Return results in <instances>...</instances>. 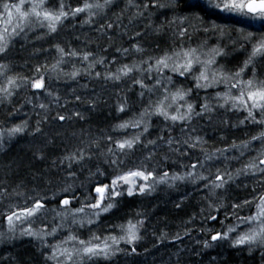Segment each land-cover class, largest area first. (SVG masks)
Wrapping results in <instances>:
<instances>
[{"label": "trees", "instance_id": "1", "mask_svg": "<svg viewBox=\"0 0 264 264\" xmlns=\"http://www.w3.org/2000/svg\"><path fill=\"white\" fill-rule=\"evenodd\" d=\"M10 2L18 3L19 0H10ZM59 2L60 0H48L47 6L58 8ZM63 2L66 10L70 11L72 8L83 6L86 0H63ZM87 2L91 3L94 0H87ZM136 2L142 4L144 0H136ZM160 2L165 3L167 0H160ZM195 2L196 0H185L188 4ZM115 4V7L95 16L91 23H84L88 18L85 12L75 17L69 15L58 26L57 32L52 34H47L46 27H37L34 31L28 32L27 39L22 35L13 42L5 55H0V63L9 64L7 75L19 74L27 77L39 75L35 72L37 66L47 65L50 68L56 63L60 58L56 45L63 47L66 52L74 49L79 53L78 57L66 56L64 58L65 62L60 65V68L65 73L71 72L73 66L80 69L87 68L88 62L80 58L85 52H92V59L106 57L104 65H95L91 76L82 71L75 80L63 76L57 79L55 74L41 68V73L46 77V88L52 91L54 96L61 97L59 105L53 102V98L47 96L44 90H35L30 84L16 90L8 99H2L0 95V100H2L0 102V131L5 132L3 148L0 150V192L4 193L2 196L5 199L0 205V213L9 210L10 204L6 200L10 199L12 205L23 206L21 202L23 198L46 197V209L32 222L35 230L44 229L50 232L60 223V218L53 219L55 212L52 209L59 207L61 199L69 198L72 201L71 208H79L90 192L95 197L94 188L98 183L110 184L115 175L129 168H135L141 163L148 170L155 169L159 176L164 171L169 172L170 175L172 173L183 175L191 170V164L204 161L205 167L202 169L198 166L195 172L197 175L205 176L211 173L210 180H214L218 168L221 171L227 170L235 174L236 170L242 168L249 160L258 157L261 151L259 141H252L253 150H245L244 156H240L238 150L231 148L234 141L239 145L242 141L250 140L252 135L264 130V126L253 125L250 122L241 124L240 121L245 120L246 112L231 110L230 106L225 108L218 106L223 101H218L216 94L227 91L223 83L208 89H197L196 81L193 79V75L200 70L197 66L193 75L186 77H180L167 71L165 74L173 76L174 85L171 86V90L174 91L180 86L192 89L187 100L195 105L196 111H200L201 105L205 102L212 105L214 111L204 117L194 118L190 124L177 122L173 125L171 121H165L163 117L152 116L149 132L141 137L142 143L137 144L127 155L119 156L124 163L117 167L106 162L105 156L101 153L106 152L109 146L107 137H112L111 146L115 147L116 140L131 139L143 132V126L125 129L117 126L122 122L137 119L139 113L148 105L149 100L155 102L164 93L162 88H156L149 93L142 90L138 84H134L133 80L141 75L139 72H134L120 82L106 81L103 78L96 79L95 72H100L102 76L108 71L115 73L122 64L139 63L148 56L161 55L165 50L172 49L175 39L170 30L157 34L152 28L146 27L149 19L157 25L165 19V16L170 19L171 12L166 9H154L152 11L155 14L151 17L146 12L145 18H137L129 24V17L136 11L132 8L123 14L120 28L108 30V34L113 37L109 40L108 36L101 35L98 29L102 24L117 22V16L126 7V0H115ZM201 4L202 7L199 9L194 8L177 13L190 16L184 27L192 34V39L189 41L185 38L183 42L185 47H196L204 40H207L209 47L219 44L226 50L227 55L217 57L216 67L222 65L226 70L235 71L243 64L251 50V45L241 40L236 30L243 28L245 31L264 32V22L222 13L208 7L206 0H201ZM192 13H198L203 17L204 22L201 23L191 18ZM213 23L226 26L223 36L218 30L212 28ZM124 25H127V28H124ZM192 25H196V28L194 29ZM205 27L209 29L207 33L203 31ZM137 31L142 32L143 35L131 39ZM124 32L127 34L123 35ZM233 41L237 43L233 45ZM134 43H140L145 51L136 53L132 50ZM179 44L180 41L176 40L175 46L178 47ZM241 44L245 46L241 48ZM118 48H129L130 51L127 54H121L117 51ZM142 67L147 68L148 66L142 65ZM260 71L264 75V67H261ZM248 75H251V72ZM152 76L155 77L156 73L153 72ZM143 79L149 87L155 84V79H148L147 74ZM5 83L6 78L0 76V86ZM141 91H145L143 98L140 96ZM77 95L81 97L80 101H76ZM29 99L32 103L26 102ZM90 101L95 102L94 107L89 103ZM40 103H50L51 110L47 113V120L41 125L43 131L35 133L36 121L45 116L38 106ZM183 103V101H178L170 111L174 114L176 107ZM121 104L125 105L123 112L118 111ZM74 111L81 112L85 119L79 120L73 117L71 121L62 125L54 119L58 112L71 115ZM38 113L40 115H37ZM24 121H27L25 131L9 140L6 130ZM181 128L187 129V133H182ZM81 130H83V135H81ZM73 132L76 133L75 136L72 135ZM187 134L202 137L206 143L197 145L195 148L182 147V151L188 153L186 156L171 152L163 142L159 141L155 148L151 145L144 147L149 140H156L160 135H164L165 138L171 135L177 139H184ZM91 139L100 141V149L93 147L89 150L92 157L90 160L86 159L80 164L74 163L71 169L68 168L67 162L63 165L59 163V158L74 150L77 145L86 146L80 143L81 140ZM201 147L208 153H215L214 159L206 161ZM217 149H229V151L221 155L217 153ZM153 152L155 153L153 158L146 160L145 157ZM113 158L116 157L108 159ZM53 161H56L55 165ZM97 168L104 175H99ZM260 179L264 177L240 176L227 184L225 188L217 189L215 195L205 187L206 181L197 180L193 183L191 178L155 184L154 190L144 194L137 192L131 197L123 190L124 195L117 198V207L110 213L104 214L93 225L80 228L79 225H72L69 217L64 227L57 230L55 236H47L44 241L30 236L20 237L18 230L17 239L0 242V264H53L51 261H46L45 257L50 254L51 249L43 247V244H56L63 240L69 231L85 240L92 233L101 237L109 234L120 235L116 226L128 220L144 221L139 232L141 238L135 245L121 242L119 248L122 251L117 255L109 260L103 258L93 260L89 264H157L170 258L175 261L179 260L178 264H264V249L253 246L250 253L248 246H232V241L239 232L247 229L246 226L238 224L237 216L233 215L232 204H242L245 199H251L253 195L264 192V187L258 183ZM17 185L20 187L17 188ZM254 187L257 189L256 193L252 191ZM65 188H69V191H62ZM14 189L24 195H15ZM27 203L30 206L32 201L28 200ZM209 204L213 207L210 208ZM252 208L245 207L240 213L241 217L250 215ZM209 214L218 218L210 220L208 219ZM237 225H239L237 231L230 234L231 239L211 241V235L216 232H227L228 227ZM23 227H28V224ZM6 230L7 222L0 215V232H6ZM177 235L180 239H176ZM205 240L212 244V247L205 249L203 246ZM132 247L136 248L135 253L132 252Z\"/></svg>", "mask_w": 264, "mask_h": 264}, {"label": "snow or ice", "instance_id": "2", "mask_svg": "<svg viewBox=\"0 0 264 264\" xmlns=\"http://www.w3.org/2000/svg\"><path fill=\"white\" fill-rule=\"evenodd\" d=\"M208 7L219 10L222 13L236 15L245 19L264 21V0H206ZM48 0H19L18 3H12L10 0H3L0 2V55H5L8 52L9 47L13 42L21 37L28 38V32L34 31L37 27H46L47 34L57 32L58 26L66 20L69 15L72 17L77 16L80 13L87 12L88 18L84 23H91L92 19L104 12L105 10L115 7V0H94V2H86L83 6L72 8L70 11L66 10V6L63 0H60L58 8H50L47 6ZM183 5V7H181ZM202 7L201 0H196L195 3H185V0H167L165 3H161L160 0H144L142 4L137 3L136 0H126V7L121 10V14L117 16V22H108L107 24L100 25L98 31L101 35L108 36L109 40L113 37L108 34V30L114 28H120L122 26L123 14L129 9L135 8V13L129 17V24H132L137 18H145V13L149 14V17L155 13L154 9H166L172 13V17L169 19L165 16V19L160 24H154L149 19V23L146 27L152 28L157 34L170 30L173 33L175 39L173 40V47L171 50H165L161 55L148 56L147 59L132 64H122L115 73L110 71L102 74L95 72V78H103L106 81L120 82L125 77H130L134 72H139L141 75L133 80L134 84H138L142 90H146L151 93L156 88L163 89V96L153 102L149 100V103L139 113V117L135 120L125 121L119 124L117 127L125 129L128 127L140 128L143 126V132L133 136L131 139L116 140L114 142L115 147H112L113 139L111 136L107 137L109 146L106 152L101 154L105 156L107 163L111 165L123 164L124 161L119 159V156L127 155V153L135 148L139 143H142L141 137L144 133L149 132L150 120L152 116L163 117L165 121H171L173 125L177 122L191 123L194 118L204 117L205 115L214 111L213 106L205 102L200 107V111H196L195 105L189 103L187 97L191 95L192 89H185L184 87H176L175 90H171V86L174 85L173 76L166 75L165 72H171L174 75L180 77H186L193 75L197 66H199V72L193 75V79L196 81L195 87L197 89H208L215 87L221 83L225 85L227 91L223 93H217L216 99L223 101L218 106L225 108L230 106L231 110L244 111L247 113L245 120H241V124L250 122L253 125L264 126V75L261 74L260 68L264 67V32L256 33L253 31H245L243 28H239L236 31L240 34L241 40L246 44L251 45V50L248 52L243 64L239 66L235 71L226 70L224 66L216 67L218 61L217 57L227 55V52L219 44L209 47L207 40L202 41L196 47H185L184 40L187 38L189 41L192 39V34L188 29L184 27V24L190 19L189 15H178V12H184L189 9H199ZM27 9V10H26ZM191 18L203 23V17L198 13H192ZM179 21V23H177ZM127 28V25L123 26ZM195 29L196 25H192ZM226 26L213 23L212 28L218 30L220 35H224V29ZM198 30V29H197ZM203 31L207 33L208 28H204ZM126 35L127 32L122 33ZM142 32H135V36L131 39L141 37ZM176 40L180 41L178 47L175 46ZM237 42L233 41V45ZM245 45L241 44V48ZM56 50L59 53V59L51 67L47 65L37 66L35 72L38 76L27 77L17 75H7L9 71L8 63H0V76L6 78V83L0 86V95L2 99H8L13 96L14 92L21 87H26L29 84L35 90H44L46 95L53 98V102L59 105L61 97L59 95H53V92L48 90L45 86V75L41 73L43 67L46 71L55 74L57 79L62 76L71 80H75L81 75L82 71L91 76L92 71L96 64L104 65L106 57H100L99 59H92V52H85L82 57V61L88 62L86 69H80L73 66V70L69 73H65L60 68V65L65 62L66 56L78 57L79 53L70 49L67 52L60 45H56ZM132 50L136 53H143L145 48L140 43H134ZM118 52L121 54L129 53V48H118ZM115 62V61H113ZM142 65H147V68H143ZM155 72L156 76L153 77L152 73ZM251 72V75L248 73ZM147 74L148 79H155V84L149 87L144 82V75ZM247 76V78H245ZM50 78V77H49ZM235 90V92L233 91ZM145 91L140 92V96L143 98ZM81 97L76 96V101H80ZM169 101H171L169 103ZM178 101H183V104H179L176 107L173 114L170 109L173 105H176ZM2 102V100H0ZM27 103H32L29 99ZM67 103V102H66ZM95 106L94 101H90ZM39 108L45 113L42 119L36 121L35 133H41L43 131L41 125L47 120V113L51 110V104L40 103ZM181 109H184L181 111ZM118 111H125V105L121 104ZM37 115H40L39 113ZM73 117L84 120L85 116L79 112L74 111L71 115H63L59 112L54 117L61 125L65 122L71 121ZM27 127V121H24L20 125L13 126L6 130L9 140L14 138L17 134H21ZM194 131V129H193ZM182 133H187V129L181 128ZM81 130V135H83ZM59 135V133H57ZM76 135L75 132L72 133ZM5 138V132L0 131V150L3 148V142ZM159 142H163L167 148L179 155H188L187 152L182 151V147L195 148L197 145H203L206 141L202 137H193L190 134L186 135L184 139H177L171 135L165 138L164 135H160L156 140H149L145 148L149 145L155 148ZM252 141H259L261 143V151L258 157H254L249 160L242 168L236 170L235 174L231 171L216 170L215 179L210 180V175L205 176L203 174L197 175L195 170L199 166L205 167L204 161H198L191 164V170L185 174L180 175L164 171L159 176L155 169L148 170L143 163L135 168H129L126 171H121L115 175L110 184L98 183L95 188V197L91 195V192L85 197V200L81 202L79 208H71V199L64 198L59 201V207L52 209L55 212L54 220L60 218V223L51 229L46 231L44 229L35 230L32 227L34 218L40 215L46 209L47 198L41 196H29L28 200L32 201L31 205L25 204L8 206L9 210L4 213H0L7 222L6 232H0V242L5 240L17 239V232L19 230V236H30L34 239L44 241L47 236H55L58 229H62L65 223L71 218L72 225H79L80 228H84L85 225H93L97 223L100 218L107 213H110L115 207H117L119 197L124 195V187L126 186V192L129 197L137 194H144L147 191L154 190L155 184H164L169 181H183L191 178L195 183L197 180L206 181L205 187L213 195L216 194L217 189H223L230 182L235 181L240 176H257L264 177V130L260 131L256 135H252L250 140L242 141L239 145L233 142L232 149H236L240 152V156H244L245 150L252 149ZM85 147L77 145V147L67 152L64 156L59 158V163L63 165L67 162L68 168L71 169L73 164L83 163L86 159L90 160L91 154L89 150L93 147L100 149V141L98 139H91L88 141L81 140L80 142ZM201 151L205 153V160L211 161L215 157V153H208L203 147ZM217 153L221 155L229 149H217ZM119 154V155H118ZM155 153H150L146 160H151ZM109 157H116L108 159ZM42 158V157H41ZM167 159V157H165ZM56 164V161H53ZM99 175H104L99 168H97ZM74 175V173H71ZM143 181L144 183H139ZM261 187H264V179L258 181ZM171 186V185H170ZM20 186L17 185V188ZM70 187V186H69ZM247 187V185H245ZM6 191V190H5ZM67 192L69 188L62 189ZM253 193L257 192L254 187ZM14 194L21 196L24 195L14 189ZM0 195H4L0 192ZM212 208L213 205L209 204ZM244 207H255V212L248 216H238L237 209ZM232 208L234 210L233 215L237 216V219L248 225L245 231L239 232V234L232 241L233 247L248 246L251 253L253 246L264 249V192L253 195L251 199H245L243 203H233ZM87 210V211H86ZM219 211V208H216ZM139 215V214H138ZM218 217L209 214L208 219L216 220ZM143 220H137L133 222L128 220L126 223L117 225L120 235L109 234L101 237L96 233L87 239L80 238L77 234L69 231V234L56 244H43V247L51 249L49 255L45 257L46 261H51L53 264H89L93 260L103 258L109 260L111 257L117 255L122 249L119 248V244L124 242L129 245H135V243L141 238L139 235L140 228L143 226ZM223 223V221H221ZM28 224V227L23 225ZM239 225L235 227H228L227 232H216L211 235V241L219 242L221 240L231 239L230 234L237 231ZM176 239H180L177 235ZM204 248L212 247L207 240L204 241ZM132 252H136V248L132 247Z\"/></svg>", "mask_w": 264, "mask_h": 264}, {"label": "rangeland", "instance_id": "3", "mask_svg": "<svg viewBox=\"0 0 264 264\" xmlns=\"http://www.w3.org/2000/svg\"><path fill=\"white\" fill-rule=\"evenodd\" d=\"M230 15V14H229ZM231 16H236V15H231ZM259 22H264V21H259ZM139 183H144L143 181H139ZM123 190H125L126 191V186L124 187V189ZM26 198V197H25ZM4 199H5V197L4 196H2V195H0V205L4 202ZM10 200V199H9ZM9 200H6L7 201V203H9V204H11L12 202H11V200L9 201ZM5 201V202H6ZM27 199H21V202H22V204L23 205H25V204H28L27 203ZM245 209V207L244 208H242V209H237L236 210V212L238 213V216H242V214L240 215V213H241V211H243ZM255 212V207H253L252 209H251V211H250V214H253ZM237 222H238V224L240 225V226H246V228H247V224H245V223H242V222H240L239 220H237ZM178 262H179V260L178 261H175V260H172L171 258L170 259H167V260H165V261H162V262H159V263H157V264H178Z\"/></svg>", "mask_w": 264, "mask_h": 264}]
</instances>
